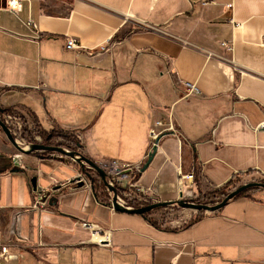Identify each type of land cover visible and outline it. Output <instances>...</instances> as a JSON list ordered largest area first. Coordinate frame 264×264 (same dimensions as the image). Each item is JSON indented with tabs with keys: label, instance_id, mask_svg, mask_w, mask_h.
I'll use <instances>...</instances> for the list:
<instances>
[{
	"label": "crops",
	"instance_id": "crops-1",
	"mask_svg": "<svg viewBox=\"0 0 264 264\" xmlns=\"http://www.w3.org/2000/svg\"><path fill=\"white\" fill-rule=\"evenodd\" d=\"M21 5L15 13L0 0L1 109L73 134L103 168L141 163L133 183L162 201L184 185L183 197H194L236 177L264 178V130L254 131L264 119V0ZM68 36L82 47L66 49ZM169 118L179 137L163 134L146 163L151 126ZM191 171L193 182L180 184ZM79 172L65 155L0 141V243L17 255L0 264H264L261 193L184 227L156 226L98 201L74 183ZM53 187L49 206L33 207ZM81 221L102 229L103 245Z\"/></svg>",
	"mask_w": 264,
	"mask_h": 264
},
{
	"label": "rangeland",
	"instance_id": "rangeland-1",
	"mask_svg": "<svg viewBox=\"0 0 264 264\" xmlns=\"http://www.w3.org/2000/svg\"><path fill=\"white\" fill-rule=\"evenodd\" d=\"M6 114H9L10 117L15 116V117L19 118V121H18V119L16 120L19 122L18 124L13 123V124H9V125H10L12 131L15 132L14 137L22 143V146L28 145L29 143H42L43 142L41 134L35 132V129H37V127H38V123L35 121L34 118H32L30 116L26 117L20 111H17L14 109H8L6 111ZM54 131L55 132L56 131L63 132V130H59V129L54 130ZM0 132H2V130H0ZM2 134H3V137L0 138L1 139L0 141L5 142L6 144H9L10 142L8 141V139L6 138V136L4 135L3 132H2ZM61 141H62V138L60 136H58V135L54 136L53 142L55 144H57L58 142H61ZM60 147L67 148L64 146H60ZM67 149H70V148H67ZM34 152L38 153L40 156H44V154H42V152H44V151H34ZM52 153H55V152H50V154H52ZM65 157H67V156H65ZM67 158H69V157H67ZM70 160L74 161L72 159H70ZM103 169L106 171L107 168L104 166ZM86 170L91 171V174L94 177L92 179L100 181L99 176L93 170H90V169H86ZM121 174H123L122 177H126V178H123L122 182L125 183L127 185V187L125 188L124 193L122 191L121 192L117 191V192H118V194H120L121 198L124 200V202L127 205H129L133 208H139V207H143V206H146V205H149L152 203H156L158 201H162L153 192H147L146 191L147 193H145L139 187L135 186L133 181L136 178L137 172H135V171L134 172H128L129 175H126L127 174L126 172L121 173ZM260 178H263V177H260ZM252 179L253 178L250 179V178L239 177L237 187L243 183L253 181ZM204 188L207 189L206 192H212V191H216V190L222 188V185L218 186V187H213V188L212 187L207 188L205 186ZM187 189H188V187L184 185V188H183L184 191L182 190L183 194L187 192ZM232 190L225 189V193H229ZM103 191L105 193V199H106L107 204H108V203H110L112 193L107 188H105L104 186H103ZM206 192H199L194 197H184V198L187 200H192L196 203L214 204V203L222 200L223 197L225 196V195H223V196L222 195H215V196L210 197L206 201L205 200L204 201L203 200L198 201L197 198L199 196H202V194H205ZM260 193H261V195L262 194L264 195V190L259 189V190L252 191L250 193V195H252V194L257 195ZM177 199H175V200H177ZM198 212L199 211H197V210H193L190 208H182L176 204H173V205H168L166 207H158V208H155V209L149 211L148 217H149V219H151V221L155 222V224L160 225V226L166 225L172 221L174 223H176V225L180 226V225L188 223L190 220H192L194 217H196ZM208 213H211V212H205V214H208Z\"/></svg>",
	"mask_w": 264,
	"mask_h": 264
},
{
	"label": "built area",
	"instance_id": "built-area-1",
	"mask_svg": "<svg viewBox=\"0 0 264 264\" xmlns=\"http://www.w3.org/2000/svg\"><path fill=\"white\" fill-rule=\"evenodd\" d=\"M23 1H25V0H7V7L11 11L16 13V12L21 10V6H22L21 4ZM26 25L29 27L30 30L33 31V38L34 39L39 38V32H38L36 24L29 21L28 23H26ZM221 45L224 46L227 50H229V51L231 50V44L230 43L222 42ZM81 47H82L81 43L75 37L68 36L66 38V40H65V48L66 49L77 50V49H80ZM4 118H5L7 125L9 126L12 134L15 135V132L12 131L9 124H13V123L18 124L19 118L15 117V116L10 117L9 114L5 115ZM17 119H18V121H16ZM261 130H264V119L258 125H256L254 127V131H256V132L261 131ZM167 132H171L174 135H176L177 137H179V134L176 132V129L173 126L170 118L168 119L167 122H163L162 120L154 121L153 125L151 126V128L149 130L150 142H149V150H148V153L146 154V157L152 151L153 147H156V150H157L159 139L161 138V136L163 134H165ZM16 141L22 145V143L20 141H18L17 139H16ZM106 168H107L106 173L109 175L110 180L112 182H114L116 185V191H118V192L122 191L124 193L127 185L125 183H123L122 180H123V178H126V177H122L123 174H121V173L134 172V171L139 172V170L141 168V163L130 164V163H126V162H120L117 160H111L109 162V166H107ZM86 169H88V168L86 167L85 170H83L80 167V172L78 173L76 179H74V183L75 184H81V185L85 184V185H87V187H90L91 189H93V185H92L93 179L92 178H94V177L92 176L91 171L86 170ZM87 171L90 173V176L86 173ZM184 180L192 183L194 180V173L191 171L190 173H185L183 175H180L179 176V183L182 184V182ZM213 187H218V186H212V188ZM54 191H55V188L53 187L47 196H45L43 199L36 200L33 204V207L44 208V207L49 206L48 202H49V199L51 197V194ZM142 191L147 193L145 190H142ZM118 192L116 194L117 195V202L125 208H133L124 202V200L121 198V196H120V194H118ZM108 204L113 209L111 202ZM80 225L83 228L88 230L91 238H93V236L97 237V240L94 241L96 244H98V245L104 244L105 233L102 231V229L97 224H94V223L89 222V221H81ZM16 258H17V255L14 253H11L6 244L0 243V259L11 260V259H16Z\"/></svg>",
	"mask_w": 264,
	"mask_h": 264
},
{
	"label": "water",
	"instance_id": "water-1",
	"mask_svg": "<svg viewBox=\"0 0 264 264\" xmlns=\"http://www.w3.org/2000/svg\"><path fill=\"white\" fill-rule=\"evenodd\" d=\"M5 115L6 111L0 108V129L4 132L6 138L9 140V142L17 148L19 151L25 152V153H31L34 151H49V152H55L61 155H65L69 157L70 159L74 160L80 167L85 170L87 167L90 170H93L100 179V182H102L103 186L107 188L111 193V205L115 211H120V212H126V213H134V214H142L145 212H149L155 208L158 207H166L168 205H173L176 204L182 208H190L193 210H203L205 212H215L219 209H221L224 205H226L229 201H232L240 192L252 188V187H258L260 189L264 190V183L261 181H251V182H246L229 193H227L222 200L214 203V204H202V203H196L192 200H187L183 197L182 192L179 193V197L177 200L174 201H158L156 203H152L143 207L139 208H125L121 206L117 202V191H116V185L114 182H112L109 178V175L106 173V171L94 160L90 159L89 157L85 156L79 151H74L72 149H67L63 148L60 146H55V145H47L45 143H29L28 145H21L19 144L14 135L12 134L9 126L7 125L5 121ZM156 152V147H153L152 151L148 155V159L146 163L149 162V159L153 156V154ZM147 165V164H146ZM145 165V166H146ZM89 176L90 173L87 171L86 172ZM33 185H34V179L32 180Z\"/></svg>",
	"mask_w": 264,
	"mask_h": 264
},
{
	"label": "trees",
	"instance_id": "trees-1",
	"mask_svg": "<svg viewBox=\"0 0 264 264\" xmlns=\"http://www.w3.org/2000/svg\"><path fill=\"white\" fill-rule=\"evenodd\" d=\"M35 132L41 134L43 143H45L47 145L64 146V147L70 148V149H72L74 151H79V143L77 141V138L73 134H69V133H65V132H61V131H56L55 132L54 130L44 129L39 124H38L37 129H35ZM56 135H58V136H60L62 138V141L58 142L57 144H55L53 142V138ZM79 152H81V151H79ZM42 154H44V156H47L48 154H50V152L49 151H44V152H42ZM238 178L239 177H236L235 179H231L226 184L222 185V188H220V189H218L216 191L206 192L205 194H202V196H199L197 198L198 201H202V200L206 201L207 199H209L210 197L215 196V195H222V196L226 195L227 193H225V189L232 190V189H235L237 187ZM252 180L253 181H261V182L264 183V178L254 177ZM93 182H94V184H93V192H94V195H95L96 199L98 201L102 202V203H107V201L105 199V193L103 191L102 182L97 181V180H94ZM259 189L260 188H258V187L248 188V189L240 192L233 200H238V199L243 198V197H249L250 193L252 191L259 190ZM217 212H218V210L215 211V212H212V213L215 214ZM148 214H149V212H145V213H142L140 215L145 217L152 224L157 226V224H155V222H153V221H151V219H149ZM204 215H205V212L203 210H200L196 217H194L192 220H190L189 223L183 224L181 227H184L186 225H189V224L201 219Z\"/></svg>",
	"mask_w": 264,
	"mask_h": 264
},
{
	"label": "bare ground",
	"instance_id": "bare-ground-1",
	"mask_svg": "<svg viewBox=\"0 0 264 264\" xmlns=\"http://www.w3.org/2000/svg\"><path fill=\"white\" fill-rule=\"evenodd\" d=\"M94 238H97V237L96 236H93L92 241H93Z\"/></svg>",
	"mask_w": 264,
	"mask_h": 264
},
{
	"label": "flooded vegetation",
	"instance_id": "flooded-vegetation-1",
	"mask_svg": "<svg viewBox=\"0 0 264 264\" xmlns=\"http://www.w3.org/2000/svg\"><path fill=\"white\" fill-rule=\"evenodd\" d=\"M92 181H94V179L92 180ZM94 184V182H92V185Z\"/></svg>",
	"mask_w": 264,
	"mask_h": 264
}]
</instances>
